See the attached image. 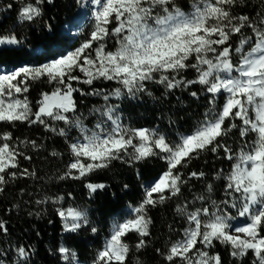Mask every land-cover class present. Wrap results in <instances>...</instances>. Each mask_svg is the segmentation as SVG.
Returning a JSON list of instances; mask_svg holds the SVG:
<instances>
[{"label": "snow or ice", "instance_id": "obj_1", "mask_svg": "<svg viewBox=\"0 0 264 264\" xmlns=\"http://www.w3.org/2000/svg\"><path fill=\"white\" fill-rule=\"evenodd\" d=\"M44 2L38 0L40 4ZM242 2L191 0V10L186 12L176 0H93L94 30L79 48L41 67L25 66L0 74V122L38 123L68 139H72L70 129L78 131L69 144L72 162L61 179H84L125 157L126 162L132 163L154 157L166 161L167 170L145 188L142 202L130 206L123 221H113L110 235L93 264H126L130 252L126 237L131 233L141 238L136 249L145 247L144 238L150 236L152 223L148 209L182 195L187 180L180 168L187 167L202 153H219L221 149L224 159L232 162L222 177L229 199L218 203L211 197L197 196L200 207L189 210L187 203L178 205L176 212L187 226L170 243L164 259L167 264H222L219 254L208 251L215 247L214 242H219L231 249L234 258L243 259L251 253L252 264H264V18L257 23L247 15H233L231 9ZM41 15V8L33 4L26 5L20 13L21 19L28 22ZM113 24L115 27L110 28ZM245 28L252 34L245 35ZM235 35L242 38L233 48L230 41ZM113 38L114 50H107V42ZM19 43L14 35L0 36V46ZM189 69L197 73L193 80L182 76ZM76 71L84 79L73 75ZM44 78L54 87L41 94L33 111L24 94L29 91L30 80ZM97 80L118 84L111 93L116 99L125 95L137 98L147 92L149 82L169 91L198 84L209 94L210 107L189 134H180L171 142L155 129L124 126L117 112L119 105L106 103L103 109H95L104 119L89 128L76 114L74 93L100 95L101 90L85 93L73 87L72 82L92 85ZM191 95L197 97V92ZM220 98L222 104L218 105ZM103 99L109 101L110 95L104 94ZM50 121L63 122L67 128L52 127ZM234 129H238L241 141L236 151L222 142ZM11 140V133L0 135V193L7 177H16L17 173L9 170L19 167L18 157L23 155L10 145ZM31 143L36 146L34 141ZM22 175L34 173L25 169ZM203 176V172L190 174V178ZM86 187L96 193L106 185L88 183ZM212 190L213 186L207 185V191ZM227 207L236 208L246 223L234 226L231 221L235 217L227 212ZM58 214L68 232L88 224L85 211L68 208L58 210ZM0 231L7 232L3 222ZM59 252L68 264L75 260L70 249L61 247ZM16 253L22 264L27 261L29 251L24 247Z\"/></svg>", "mask_w": 264, "mask_h": 264}, {"label": "trees", "instance_id": "obj_2", "mask_svg": "<svg viewBox=\"0 0 264 264\" xmlns=\"http://www.w3.org/2000/svg\"><path fill=\"white\" fill-rule=\"evenodd\" d=\"M176 3L184 11L191 9V0H176ZM78 6V0H53V3L45 0L40 17L31 22H19V4L0 0V36L14 35L20 41L17 46H0V67L18 68L34 60L57 57L75 47L86 29L81 32L80 38L73 41L63 34V28L74 18ZM231 11L233 15H247L258 23L264 18V0H243ZM243 31L245 35L252 34L250 29L245 28ZM241 38L239 35L232 37L230 43L233 48L238 46ZM36 49L41 50L38 56L34 54ZM107 50H114L113 46ZM73 75L84 79L80 72H74ZM182 76L186 80H193L197 73L189 69ZM72 83L73 87L85 93L101 90L100 95L74 93L76 114L85 124L93 127L95 122L90 116L91 111L104 103V94H110L119 85L104 80H97L92 85ZM50 91L43 81L30 86L28 98L33 111L38 106L41 94ZM194 91L198 98L191 95ZM209 99V94L198 84L169 91L163 85L149 82L147 92L138 94L135 99L125 95L115 103L119 105L117 112L124 126L155 129L171 142L177 140L180 134L190 133L204 118V113L210 107ZM217 104H222V98L217 100ZM49 123L58 129L67 128L63 122ZM3 133H11L10 145L23 155L18 157L19 167L9 170L16 172V177L8 176L4 191L0 193V222L7 228L6 233L0 231V264H22L16 253L21 246L29 251L27 261L23 264H64L59 252L61 247L74 252L80 262L93 264L110 235L116 217L125 213L130 206H138L144 198L145 188L167 170L166 161L159 157L137 163L126 162L128 158L125 157L124 161H113L108 168L98 170L84 179H61L72 162L69 144L78 135L75 128L69 130L72 139H68L38 123L0 122V135ZM33 141L35 147L31 143ZM222 142L234 151L238 150L241 144L238 129L224 137ZM231 163L224 159L221 149L219 153H202L187 167L180 168L183 178L187 180L182 195L148 209L152 221L151 234L144 238L146 246L139 250L136 244L141 238L134 233L126 237L130 247L126 264H167L164 254L168 246L180 237L187 226L185 219L177 214V206L187 203L189 210L200 207L201 202L195 200L197 196L211 197L218 203L229 199L225 195L222 177L230 169ZM25 169L34 175H22ZM191 172H203L204 176L200 179L190 178ZM88 183L104 184L106 187L91 193L86 187ZM209 184L213 186L211 193L207 191ZM68 208L85 211L88 224L76 232H66L58 210ZM226 210L235 219L238 218L236 208L227 207ZM92 228H96L95 233ZM214 243L215 247L208 251L212 255L219 254L222 264H252L251 253L243 259H237L232 257L229 247Z\"/></svg>", "mask_w": 264, "mask_h": 264}, {"label": "rangeland", "instance_id": "obj_3", "mask_svg": "<svg viewBox=\"0 0 264 264\" xmlns=\"http://www.w3.org/2000/svg\"><path fill=\"white\" fill-rule=\"evenodd\" d=\"M12 2H14L15 4H19L20 6V13L22 11V9L28 5V4H33V6H38L41 8L42 4L38 3V0H10ZM79 1V6L77 7V13L76 15L74 16L73 19H71L70 21H68L66 23V25L64 26L63 28V34L65 36H67L70 40H73V41H76L78 38H80V34L81 32L86 29V32L84 34V36L82 38H80V40L78 41V44L73 47V48H69L67 49L65 52H63V54H60L59 56L57 57H48L47 59H42V60H34L33 63H29V64H25V65H22L20 67H41L43 64H46V63H49L55 59H59L65 55H67L68 53L70 52H73L75 51L77 48H79L85 41L89 40L90 39V36H91V32L94 30V25H95V18H94V12L96 11V7L93 3V0H78ZM191 10V9H190ZM189 10V11H190ZM188 12V11H186ZM20 13H19V19L18 21L19 22H25L24 20L21 19V16H20ZM2 14V11L0 10V15ZM115 25V24H113ZM110 28L112 27V25L109 26ZM116 43L115 39H109V41L107 42V48L113 46L114 44ZM17 46V45H15ZM96 47V44H93V48ZM40 49H36L34 51V54L35 55H40ZM91 51V50H89ZM94 52H93V56H94ZM18 67V68H20ZM18 68H13V67H6V66H2L0 67V74H6V73H9L11 71H14ZM76 72H79V71H76ZM40 81H43L45 85L48 86V89H53L54 85L53 84H49L47 82V79L44 78V79H38V80H30L29 81V84H28V87H29V90H30V86H34V84H37L39 83ZM110 82V81H109ZM115 83V82H114ZM112 93V92H111ZM111 93L109 94L110 95V99L109 101L105 102L103 97H102V100H103V104L100 105V106H96L95 109H103V107L106 106V103L107 104H110V105H116V101H118L119 99H116L114 96H111ZM24 95L27 96V99L28 101L30 102L29 98H28V92L25 93ZM20 98H23V96H21ZM31 106H32V103L30 102ZM33 108V107H32ZM93 109L91 111V114L90 116H92V120L95 122V124L101 120V119H104L103 117L100 116L99 113L95 112ZM120 116V115H119ZM120 120H121V116H120ZM85 124V123H84ZM87 127L89 128H94L93 127H90L88 126L87 124H85ZM155 181V180H154ZM153 181V182H154ZM151 182V184L153 183ZM150 184V185H151ZM149 185V186H150ZM131 207H136V206H131ZM130 208V207H129ZM129 212V209H127L125 211V213L121 214L120 216L116 217V219H119L121 221H123L125 218H127V213ZM115 219V220H116ZM63 221V220H62ZM64 223V221H63ZM231 223L234 225V226H240V225H243L246 223L245 219L244 218H241L238 216L237 219H234L231 221ZM66 231V230H65ZM68 232V231H66ZM63 257V256H62ZM64 260V264H68V262L63 258ZM72 264H88V263H82L80 262L76 256H75V260L72 262Z\"/></svg>", "mask_w": 264, "mask_h": 264}, {"label": "water", "instance_id": "obj_4", "mask_svg": "<svg viewBox=\"0 0 264 264\" xmlns=\"http://www.w3.org/2000/svg\"><path fill=\"white\" fill-rule=\"evenodd\" d=\"M189 134V133H188ZM153 182V181H152Z\"/></svg>", "mask_w": 264, "mask_h": 264}]
</instances>
